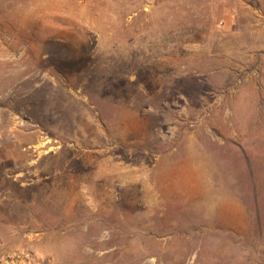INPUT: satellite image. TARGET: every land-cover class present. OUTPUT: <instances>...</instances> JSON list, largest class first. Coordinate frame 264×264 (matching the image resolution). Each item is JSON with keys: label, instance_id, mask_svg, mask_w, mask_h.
<instances>
[{"label": "rangeland", "instance_id": "obj_1", "mask_svg": "<svg viewBox=\"0 0 264 264\" xmlns=\"http://www.w3.org/2000/svg\"><path fill=\"white\" fill-rule=\"evenodd\" d=\"M0 242L264 264V0H0Z\"/></svg>", "mask_w": 264, "mask_h": 264}, {"label": "built area", "instance_id": "obj_2", "mask_svg": "<svg viewBox=\"0 0 264 264\" xmlns=\"http://www.w3.org/2000/svg\"><path fill=\"white\" fill-rule=\"evenodd\" d=\"M49 256L27 247H6L0 242V264H51Z\"/></svg>", "mask_w": 264, "mask_h": 264}]
</instances>
